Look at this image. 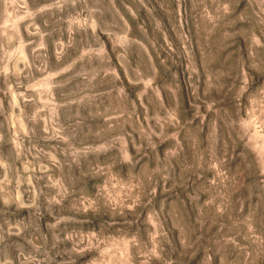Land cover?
I'll return each mask as SVG.
<instances>
[{
	"label": "rangeland",
	"instance_id": "rangeland-1",
	"mask_svg": "<svg viewBox=\"0 0 264 264\" xmlns=\"http://www.w3.org/2000/svg\"><path fill=\"white\" fill-rule=\"evenodd\" d=\"M0 264H264V0H0Z\"/></svg>",
	"mask_w": 264,
	"mask_h": 264
}]
</instances>
